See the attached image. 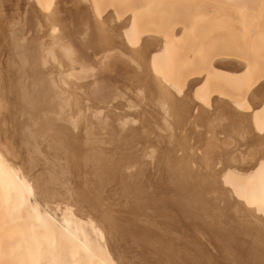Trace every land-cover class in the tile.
Here are the masks:
<instances>
[{"label":"bare ground","instance_id":"6f19581e","mask_svg":"<svg viewBox=\"0 0 264 264\" xmlns=\"http://www.w3.org/2000/svg\"><path fill=\"white\" fill-rule=\"evenodd\" d=\"M32 1L35 2L34 0ZM83 1L85 2V0H78V2L81 4ZM36 3L37 4H35V6L39 7L37 8L39 9V11H41L40 13L41 19L44 22L42 23L43 25H41L42 29L47 31L48 32L47 35H49V38H51L50 42L47 41L46 38V42H48L46 44H50L51 46L50 48V46L48 45L50 49L48 53L49 55L47 54L48 51L46 50V48L48 49V47H46L45 50H43L45 46L42 47V44L40 46V43H38V41L37 42L34 41L35 43H31L32 41L24 40V38L26 39L25 36L21 35L23 38H21L20 35L16 36L17 27H15L16 29L13 30L11 25V27L9 26V30H8L6 28L7 23L5 24L4 21L0 20V56L4 53V52L2 53V51L5 48L8 49L6 51V53L8 52L9 54V58L7 61H9L10 64H14L12 65L14 67L16 65L18 66L17 68L15 67L16 70L18 69L15 73H13L15 71V68L14 71L13 69L11 70L13 71L12 72L13 74L9 77L10 79H14L13 82H15V84L18 86L17 90L19 92V97L17 94V100L19 103L17 102V100H13L15 98H12L9 95H7L10 97L12 101L16 102V105L15 104L14 105L17 106L18 108H16L14 105H10L6 107L8 108V115H9V117L7 116L8 121L10 122L11 124L10 126L12 128V133L11 132L9 133H11L13 137L10 138H13V140H10L8 137L11 136V134L7 135V133L4 130L5 125L2 118H4L3 115L5 114H3L2 116L0 114V215H1L0 217L2 218L0 220L1 221L0 227H3L4 230V231L0 230L3 233L0 235H4V237L8 241L7 252L10 255H13L14 256L13 258L15 259L14 263L12 262L13 260H11V262L13 264H116L114 261L115 258L113 259V256L115 255H113V253L107 247V245L110 243L108 237H111L113 235L122 238L125 242H128L125 244L131 243L133 244V246L134 244L139 247L141 246L142 247L141 251L144 250L142 253L143 254L142 257L146 256L147 254L156 255L154 257L155 259L153 258H152L153 260L150 259L153 262V264H159L160 262L163 263L162 261L163 259L166 260L167 262L168 261L174 263L177 262L176 264H178L179 262L181 263L184 260V257L185 259H187L186 261L190 260V263L188 264H191V262L193 264H218L220 260H218L217 257L222 259V261H220V264L221 263L222 264L223 263L224 264H264V153L260 157V161L257 163L258 167L255 172L256 176L253 179H251V177L249 178V176H251V173L250 174L245 173L243 176L242 173L240 172L238 173L237 171L234 170V168L231 169L232 168L231 167L229 169L230 164H227L225 166V169H223L222 171L219 170L218 173L219 176H217V178H214V175L216 176V172L213 171L210 172L209 162L207 156L204 155L205 153L197 154L196 151H198L199 149L197 150V147L191 146L190 135H189L190 132L187 136L179 135L180 131L183 132V130L181 129L184 128V126H186L185 124L188 122L184 117V111L190 109L192 106L194 110L196 109V112H198V114L193 113L196 115L192 117V120H189L192 121L191 123L189 122L190 123L189 126L191 124H193L192 126H194L196 125L195 122H198L200 123L201 127L204 128L205 124L203 123V119L210 116L208 127L213 128L221 123L222 117L223 118L227 117L225 116L227 114V111H231L233 112L232 113L233 117L239 115V118H235L237 119L236 124L239 125L240 127H243L244 120H241L240 118L242 117L244 119L245 115L239 112L237 113L236 112L237 110H235L236 108L240 107L239 103L233 101L231 103L230 102L227 103L225 100H222L220 98H211L212 103L209 102L210 101L209 99H206L207 107H205V104L203 106L202 103L201 105L197 104L196 102V99L198 98L197 96H201L202 99L201 98L200 99L204 100L202 96L204 93L200 95L201 94L200 90L201 92L203 91L201 88L204 86L203 80L206 79V78L203 79L201 76L200 78L203 79L201 80L199 78V75L196 76L194 75L193 78L189 79L190 87H192V90L194 89L193 91L191 90V92H193L191 96L193 95L194 98L193 97L192 98L195 100L185 97L186 94H188L186 93L187 91L185 92L186 93L185 95H182L183 92L182 89L175 88L174 85H172L174 83L172 84H170V82L168 83L167 77H166L167 82L166 80L161 78L163 77L162 72L160 71L162 68L159 69V71L161 72L160 74L161 77H157L158 74L156 75L155 71L159 68L158 65L163 63L160 62L163 59H161L160 61L159 59L163 54H164L163 58L167 56L166 53L168 48L166 47L169 44L168 42H166L167 40L165 41L167 35L166 37H164L163 35L164 38H162L158 36L160 34L155 35L150 32L146 34L145 32L144 34L146 35L142 34L141 36L140 34L141 32L138 33L139 31L135 26L136 21L133 18V15H129V17H127L128 19L127 18H126L127 20L124 19L125 21L123 22H122L123 19L120 20L119 18H117L119 19V21H121L119 22L117 20L118 21L117 23L114 20L116 18L115 13H112V11L111 13H108L112 20L111 23L107 25L108 28H106V35H107L106 39L108 40L110 39L115 44L112 46L111 50H109V52H107L106 54L104 53L101 56L100 54L96 56V58L98 56L102 57L100 61L95 62L96 64L90 62L89 60L83 59L84 55L88 53L89 50L87 49L83 50L82 45H81V59L79 60V62L75 63L69 61L65 56L66 52L64 50H59V49L57 50L56 48V47L59 48L60 44L57 42L55 36H53L52 33L55 30V27H52L50 24L49 8L51 6L50 5L51 0H43V2L37 0ZM40 8H43V12L42 9ZM44 9H46L45 12ZM132 18L134 19V21L132 20ZM44 24H46V26ZM43 26L46 29L43 28ZM178 27L179 26H177V29ZM174 28L175 26L171 29L172 31L170 30V32H172L171 35L175 33L174 31H178L176 30V28L175 29ZM179 28H180L179 30H184V27L182 26ZM18 29L20 31V29L22 28L18 27ZM10 30H11V34L9 39L7 35L9 34ZM179 33H181V31ZM47 35L45 32V36ZM171 35L170 37H172ZM262 37H260V39ZM42 50L44 53L42 52ZM112 53H117V55L113 56L114 54ZM133 53L136 56L133 55ZM43 54L45 55L47 54L48 56H50V57L45 56L48 60L50 59L52 60L53 58V61L50 60V62L56 64L55 66H53V68L56 67L57 74L59 73V75L62 76L63 79H60V77H58L61 84L62 82H64V84L62 85L66 86L67 84L66 80H68V85H70L69 86L70 93H72V96L73 97L75 96L77 99L76 101L77 105L76 106L73 105V106L74 108H78L77 109L78 112L75 111L76 109L74 111L78 113L80 118V120L78 119L80 121V124L77 125L79 126V130H77V132L79 131V134H77L79 135V137H75L76 134L74 135L72 134L74 133V131L76 132V130H74L75 126L72 128L73 132L70 133L71 131L70 132H67L69 130L66 131V128L68 126L67 127L63 126V124L62 126H60L61 124L59 125L61 121L58 120L59 122L56 123L57 126L59 125L58 127L55 125V119L59 116V115L57 116V111H55L56 112V115H54L55 118L53 114L49 115L50 113H52V110H55L56 108L55 106H53V104L57 103L54 102L53 99H51V97L53 96L52 94H57L52 90V87L54 89L56 82H54L53 76H51V78L53 77L52 78L53 80L50 77L48 78V74H51V72H53L52 70H54L55 68L54 69L51 68L52 70L50 73L49 72L45 73V71L47 70L41 72V69L43 68L42 66H44V64L47 62V60H44ZM128 55L130 56V58H128ZM5 56L6 54L4 55V57ZM121 56L122 57L126 56L125 59H129L133 63L136 72L132 74L128 73L127 72L128 67L126 66L119 65L120 68L122 67L123 70L118 68V64L116 63L117 61H115V59L125 61L121 59ZM222 56L221 57L216 56L217 58L216 61L214 62H211L214 59L210 60L209 58V61L207 60L209 63L208 67L209 68L213 67L212 69H214L216 65L218 67H225L226 70L222 69L224 71L236 73L237 72L236 68L238 69V66L240 65L239 63L240 60L238 59L239 60V61L237 60L238 62L235 61L236 64L239 63L238 66H236L233 60H231L233 62L230 61V57H228L229 59L228 61V60H223V57L226 58V56L223 57ZM1 62L2 61H0V64ZM87 63L89 66L88 68H90V70L87 67L86 68L88 69L89 72L91 70H92L91 72H93L94 71L93 69H95V67L103 68V66H105L104 67L105 71L106 70L110 71V74L108 73L109 74L108 75L104 71L105 75L95 76L94 75L96 73L95 72L93 74V77L90 78L89 76L86 75L87 73H85L87 72V70L86 71L85 69L83 70V68H85V65ZM39 64L42 67V68L40 67V70L38 69ZM46 64L45 66H47ZM49 64L52 67L53 64L52 63ZM115 64H117V66ZM211 64L213 65L215 64V65L213 66ZM76 65L77 67H75ZM12 66L10 68H12ZM114 66L117 68V71H120L119 73H117L116 68H114ZM161 66L162 65H160V67ZM246 67L244 66V70H242V73L243 71L246 72L247 70ZM131 69H133V67ZM3 70L1 71V74ZM74 70L75 71L77 70V72H75ZM83 71L85 72L82 73ZM115 71L116 73L113 74ZM10 73L11 72H9V74ZM222 73L225 74L226 72H222ZM107 75L108 76L111 75V77L107 78ZM234 76L237 75L235 74ZM246 76L247 75L243 77L247 79ZM10 79L8 81L9 84H10ZM29 79L31 86L27 87L29 84L28 83ZM128 79H130L129 82H131L130 83L131 85H133V83L138 85H143V86L137 85V87L139 89H141L140 87L142 88L145 87L144 90L145 89L148 90L144 93H141L140 91L141 95L145 93L148 95V98H144L145 97L144 95H142L141 98H143V100L145 99V101H147V99L149 100V102H146V104L145 102H142L144 105V106L142 105L143 107L147 108L146 107L147 103L150 104L151 100L153 102L155 97H156L155 101L161 102L162 105L160 104V106H162V108L164 107V105H166L164 111L163 109L161 111V112H166V114L169 113L168 114L169 123L167 124L166 128L163 124L165 123L163 122L164 119H160L161 116L158 115L159 113L157 114V117L160 116L158 119L161 120L159 121L160 125L161 124L163 125L161 127L158 124L159 126V127L157 126L158 131H160L159 128H161V131L165 128L164 130L167 133L164 134L163 131V135H162V137L164 138V139L162 138V140H165V143L166 142L169 143V145H165L167 146L166 148L164 146L163 149H159L157 146H155V144L149 138V135L151 133L148 134L147 130L141 131L140 129L134 128L133 130H130L125 134H121V132H118L116 130L118 129V127L121 128L125 126L124 123L122 122H121L122 124L120 123V120L118 121L119 117H118V113L116 112V108L119 109L126 108L124 107L125 105L124 103L118 102L114 105H111L110 108H107L106 110L94 106L96 103L99 102H101L100 104L105 105L104 104L105 101H107L110 96H113V94L114 96H117V94L125 90V87L127 88L128 86V85L127 86L124 85L125 87H121L124 89L119 90L117 88H114L112 83L110 84L109 81L123 82L124 80L126 81ZM162 79L165 82H163ZM125 81L123 83H125ZM260 81L261 80L258 81V85L252 87L254 89L251 90L252 93L250 96L252 100L253 99L255 101L261 100L262 103H264V92L259 90L263 84L262 82L260 84L259 83ZM24 82L27 84V86ZM50 82H52V85L53 84L54 85L51 86ZM116 82L115 84H118L120 86L121 84H123L122 82H120L121 84H119V82L118 83ZM196 83L197 86L199 85L198 86L199 88H197ZM15 84L13 85L15 86ZM237 84L239 83L237 82ZM50 86H51V90L53 91L52 93L49 88ZM193 86H195V88ZM115 87H117V85H115ZM133 87L136 89L133 91H135V93L137 94V92H139L137 91V87H135L134 85L132 86V88ZM129 88L131 87H128V89H126L127 92L125 93L128 94ZM249 89L251 88L249 87ZM11 91L13 96L14 91L13 90ZM1 93L2 91L0 92V113L3 107V102L1 101L2 99ZM60 93L63 94L62 96H65L64 93L66 94V92L63 93L61 91ZM131 93L128 94L127 96L128 98L129 96L132 95ZM68 94L66 95L65 98L63 97V100L61 99L62 101L61 104L65 103L64 101L65 99L68 100L69 98H71L70 95ZM127 94H124V96ZM153 95L154 98H152ZM220 96L222 95H219V97ZM61 97H59V99ZM114 98L116 99L118 97H114ZM19 99L21 100L22 103L19 101ZM72 99L75 101L74 98ZM72 99H70L69 101H71ZM124 99L128 100L127 98ZM110 100L112 101V99ZM131 100L133 101V98L129 99L130 102H132ZM74 101L73 102L71 101V103H74ZM141 101L142 100H140L138 103L140 104ZM23 102L27 103L30 106L29 109L30 111L28 109L25 110V112L31 113V114L27 113V115L30 114L29 116L30 119L27 118L26 116H25L26 118L24 117L25 114L23 108L26 109L28 105L27 104L24 105ZM20 104L23 105L21 106ZM42 104L46 110H44L43 107H42L43 109L40 107L42 106ZM68 104L66 105L64 104L65 107L68 108L69 106ZM73 106L71 105V108ZM126 106L129 109H131L128 106V104ZM148 106H150V108H147L146 112L148 111L147 114H150L149 112H152L153 110H151L152 108L151 105ZM160 106H158V108ZM63 107L61 106L59 107V109ZM137 107H141V106H137ZM133 108L135 109L136 107ZM166 108L167 110H165ZM251 108H252L251 114L249 115L254 118L253 120L256 121L258 119L256 118L257 108L253 106H251ZM14 109H16V111L22 110L23 113L22 111L21 113L23 114V116L21 114L20 118L23 117L26 120L27 119L28 120L26 121L25 119L24 120L22 118L20 119L18 115V113L20 114V112L16 114ZM41 110H42L41 115L42 113L44 114L47 110H50L51 112H48L47 116L45 115L40 116L38 114L40 113ZM155 110L156 108L154 109V112H156ZM159 110H161V107ZM159 110L157 112H159ZM61 111L64 112L65 111L64 108L63 110L61 109L60 112ZM142 111L140 112V114H142ZM73 112H71L72 115ZM161 112L160 114L163 115V113ZM127 113H129V111H127ZM91 115L94 116L95 118V119L93 118L94 120H92V118L91 120L87 118L88 116L90 117ZM73 116L75 118L77 117L75 115ZM132 116H128L130 117L129 119L133 120ZM213 116L217 120L213 121L212 118ZM67 117L68 116H64V118L67 119V121H69L67 123L71 124L72 123L71 121H73L71 119L72 117L70 119L69 117L68 118ZM128 117H125V120H123L124 117H122L123 119L121 118V121H125L126 123H128L126 120ZM149 117L151 116L149 115ZM18 119L22 120L20 121L21 123L18 122L19 121ZM151 119L152 122H154L153 117H151ZM134 120H136V118ZM134 120L133 123L135 124L136 121L134 122ZM24 121H26V123H24ZM75 121L72 123V125L75 123ZM128 121L130 122V120ZM130 123L132 124V121ZM155 123L156 122H154V124ZM254 125L256 127L258 126L257 123H254ZM155 126L153 127L155 128ZM176 130H180V131L177 132ZM161 131L159 132L160 135L162 134ZM45 133L54 135V137L51 136L52 138H50L51 142L49 141L50 140L49 138L44 137V135H46ZM209 137L210 136H208V138ZM40 140L45 142V144H42L43 142L41 143V145L42 146L44 145L45 147L48 145L49 147L54 146V148H56L58 145V147L62 146L63 148L62 150H64L65 147L69 146V148L67 149H70L71 147L70 152L68 154L69 155L68 158L67 156L64 157H66V159H69V161L74 160L72 162L73 165L77 163L75 167L79 166L77 167V169H75V172L76 170H78L79 180L78 183H76L77 185L75 186L73 185V183H75L74 179L72 182L73 186L72 185L69 186L70 184L68 185V183L71 182L67 183L66 181V179L68 178L66 176V170H67L66 168L70 167L67 165L68 163L70 164L71 162L68 161V163H66V159L64 158L65 162L64 161L63 162L66 163L67 164L66 165V164H62L60 159L59 160L57 159V163L60 161L59 162L60 164L58 165L56 163V160L54 161L50 159L51 158L50 156H52L50 154H53L54 157L55 156L54 152H56L58 149L61 148L58 149L56 148L54 152L51 149L53 153H50L49 157H47V155H45L46 156L45 157L43 154H48L46 152L47 148L43 147L45 149H39L41 148L39 147L40 145H38ZM11 141L18 142L19 146L22 145L24 147V149L22 148L24 151L27 149L26 150L27 151L26 153L28 154L26 155L27 157L23 156L26 157L27 162L28 159L29 162L30 160L33 161L37 159L42 160V165L40 169L41 172L37 174V176L35 175H32L33 177L30 176L29 173H31V171L33 172L34 170L33 168H31V165L30 168L32 170L29 169V162L27 167L30 171H27L26 169L27 167L26 168L23 167L18 162L20 159L18 160V158L12 156L14 155V151H16V149L12 147ZM48 141L51 143V145L46 144V142ZM75 144L77 146H75ZM14 145L16 146L17 144ZM12 148L15 150H13ZM50 148H48L49 151H51ZM40 150L41 151L43 150L44 153L42 152L43 153L42 154ZM202 150L205 151V148H203ZM40 154L43 155L42 156L43 158H41ZM60 154L58 153L57 156ZM17 155L18 153L15 152L14 156ZM61 156L59 157L61 158ZM55 157L54 159H56ZM204 157L206 158L207 161H205ZM75 161L76 163H74ZM218 164L219 162L216 163V165ZM73 165L71 164V167ZM73 167L71 169V171L73 170V172H71L72 174L74 173ZM70 168H68L69 171ZM69 171H67V173ZM32 174H35V172ZM75 179L77 180V178ZM66 183H67L65 187L66 190L69 191L71 188L70 192L68 193L70 194L76 193L75 195L78 198L80 197L79 199L76 198L79 200V202L86 204L90 209V211L91 209L92 211L93 210L97 211L95 213H98V215L93 213L95 214V216L100 215V217H98V219L100 220V224L106 227L105 229H108L109 231V232L107 231L108 233L112 234L111 236L109 234L106 236L108 239L107 242H109L108 244L105 240L106 237L104 236L107 233L103 234V232H105L106 230L102 231L104 227L101 229V227L99 226L100 225L99 222L97 223L94 221L97 218L92 220L90 218L93 217L88 218L89 216L88 217L86 216L85 218L87 219H83L82 216L85 215H82L80 217V215H78L80 212L79 211L76 212L75 209L73 210L71 206L68 205L69 203L65 204L62 209L59 207L56 208L54 207L55 210L51 212V210H49L45 205L41 204V202L38 200L39 196L45 197L46 195L48 196V194L50 195V192H52L53 190H57V188L54 189L55 185L56 186L61 184L64 185ZM108 185L109 186L111 185L110 186L111 190L106 189L109 187ZM104 189L106 190V192L110 190V192H108L110 194L109 196L108 194H106V192L105 194L102 195L103 193L102 191ZM112 190H116L115 191L117 192L116 197L112 195L113 193ZM71 191L73 193H71ZM58 193L59 192L57 191V196L60 195ZM212 193H217V194L216 195L213 194L212 196ZM53 195H55V191ZM104 195L111 198L112 200L111 199L108 200V198L105 197ZM208 195H211V197H208ZM71 196L72 195H69V197ZM112 196L114 197V199L118 197V202L119 200L120 202L122 200L121 205L124 206L123 208L126 209L125 211L129 213V216L125 218L123 216V213H120L124 218H120L119 216L117 217L116 215L119 214L118 211L116 215L114 214L115 212L113 206H115L116 203L113 201ZM59 197H62V195ZM42 199L47 200L46 198H42ZM75 203L76 201L74 202V204ZM89 209L87 210L88 212ZM173 209L174 210L176 209L175 213ZM87 211L86 213L85 212L82 213L83 211L81 213L88 215ZM177 213H179V215H181V217H184L186 220H189L187 221L189 222L188 224L186 222L185 224H182L183 222L181 223L182 227L187 224L186 226H184L185 227L184 229L187 230L188 231L187 233L189 234L186 233L184 236L177 237L173 233L174 232L173 230L175 228L173 230L172 229L170 230L167 229L166 227L167 225H166L165 229L164 228L158 229L159 228L158 225H155V220L157 219L153 220L154 219L153 217L164 218L169 223L174 222L175 225V223H177L175 220V216L178 215ZM93 214L91 213L92 216ZM178 216L176 217L181 218ZM158 220L161 221L160 219ZM192 220H194L195 222L194 221L192 222ZM161 223L158 222V224ZM164 224H166V222ZM176 229H178V227ZM198 235L201 238H199ZM0 238H2V236ZM110 240L113 239L110 238ZM200 240L203 242H205L206 240L209 244H213L215 250L217 249L218 252L217 256L214 250L213 251L215 253L214 252L211 253L212 250L207 251L204 245L200 242ZM113 242L115 244L116 241L114 240ZM118 243H120V241ZM208 243L206 244L208 245ZM110 245L111 244H109L108 246L110 247ZM190 247L191 250H193L192 252L190 250ZM3 248L5 250V247ZM133 248L134 249L132 250L138 251V249L135 250V247ZM189 253L193 254L192 258H190L192 254L188 256L189 258H187V255ZM139 254H141V252ZM1 255H3V253ZM6 255L3 256V258L7 260L8 256ZM136 255L137 254H135V256ZM139 258L140 257H138V259ZM120 259H122V257ZM8 260H7V264H8ZM151 261L146 263L151 264ZM186 261L184 260V263ZM167 262L164 263L167 264ZM2 263L3 262H0V264ZM121 264H123L122 261ZM185 264H187V262Z\"/></svg>","mask_w":264,"mask_h":264},{"label":"rangeland","instance_id":"374dc122","mask_svg":"<svg viewBox=\"0 0 264 264\" xmlns=\"http://www.w3.org/2000/svg\"><path fill=\"white\" fill-rule=\"evenodd\" d=\"M34 1L35 2H33L32 0H0V20L4 21L5 24L7 23L6 28L8 30H9V26L11 27V25H12L13 30H15L16 29L15 27H17V29H16L17 35L16 36H19V35L25 36L26 39L24 38V40L25 41H32L31 43H35L38 41V43H40V46H41V44H42V47L45 46L44 49L42 48L43 50H45V48L48 47V45L50 46V44H46V43H48V42H46V38H47V41H49V42L51 41V38H49V35H47L48 32L45 31L44 29H42L41 25H43L42 23H44V22L41 19V14H40L41 11H39L38 6H35V4H37L36 3L37 0H34ZM40 1L43 2V0H40ZM50 5H51L49 8L50 24L52 27H55V30L52 33H53V36H55V39L57 40V42L60 44L59 48L58 47H56V48H57V50L58 49L64 50L66 52L65 56H66L67 60L75 62V63H78L79 60L81 59V45H82L83 50H85V49L89 50V52L84 55L83 59L89 60L90 62H93L94 64H96L95 63L96 61H100V59H102V57H100L101 55H103L104 53L106 54L107 52H109V50H111L112 46L115 43L112 42L110 39L109 40L106 39L107 38L106 37L107 36L106 35V28H108L107 25H109L111 23V20H112L108 13H111V11H112V13H115L116 18L114 20L117 23H118L119 19L120 20L123 19L122 20V22H123V21L128 19L127 17H129V15H133V18L136 21L135 26H136L137 30L139 31L138 33L141 32L140 33L141 36L145 32H146V34L148 32L155 34V35L160 34L158 36L162 37V38L166 37V35H167V38L165 39V41L167 40L166 42L169 43V44L167 43L168 46L166 47V48H168L167 53H166L167 56L164 57L165 58V60H164V58H163L164 54H163V55H161V58L159 59V61L161 59H163L162 61H160L163 63H161V64L159 63L163 67L162 66L160 67V65H158L159 68L157 67L158 69L155 71L156 75L157 74L159 75V76L157 75V77H161L160 74L162 72L163 77H161V78L166 80V77H167L168 83L169 82H170V84L174 83L172 85H174L175 88L182 89V91H183L182 95H185L186 93H188V94H186L185 97L193 99L194 97H193V95L191 96V94L193 92H191L192 87H190V84H189L190 80L189 79L193 78L194 75L195 76L199 75V78L202 76L203 79L204 78H206V79L203 80L202 78H200L201 80L204 81L203 82L204 86L201 88L203 91L201 92V90H200L201 94L200 93L199 94L202 95V93H204L202 95L204 100H201L202 99L201 96H197L199 98L198 99L196 97L197 98L196 99L197 104L201 105V103H202L203 106L205 104V107H207L206 106V101H207L206 99H209L210 101L209 100L208 101L210 103H212L211 98H220L222 100H225L227 103H229V102L231 103L232 101L238 102L240 107L235 109V110H237L236 112L237 113L239 112V113L245 115L244 119L242 117L240 118L241 120H244L243 127H240L239 125L236 124L237 119H235V118H239V115L233 117L232 116L233 112H231V111H227V114L225 115L227 117L226 118L222 117L221 123L219 125L213 127V128L208 127L210 116L203 119V123L205 124L204 128L201 127L200 123H198V122H195L196 125H194V126H192L193 124H191L189 126V124L192 122L189 120H192V117L194 115L198 114V112H196V109L194 110L193 106H192L190 109L184 111V117L186 118V120L188 122L185 124L186 126H184V128L181 129V130H183V132L180 130H176V131L177 132L180 131L179 135H183V136H187L190 132L189 135H190L191 146L197 147V150L199 149L198 151L195 150L197 154L205 153L204 155L207 156V159L209 162L210 172H212V171L216 172V176L214 175V178H217V176H219L218 175L219 170L222 171L223 169H225V166L227 164H230L229 169L232 167L231 169L234 168L235 171H237L238 173L239 172L242 173L243 176L245 173H247V174L251 173V176H249V178L251 177V179H253L256 176L255 172H256L257 167H258L257 163L260 161V157L264 153V103H262L261 100H257V101H255L254 99L252 100L250 95L252 93L251 90L254 89L252 87H255L256 85H258L259 80H261L259 82L260 84H261V82L263 83L259 90L264 92V38H263L264 37V0H85V2L83 1L82 4L79 3L78 0H51ZM40 9H42V12H43V8H40ZM258 9H260V10H258ZM45 10L46 9H44V12H45ZM6 13H7V15H6ZM117 18H119V19H117ZM133 18H132V20L134 21ZM119 22H121V21H119ZM137 23H138V26H137ZM44 25L46 26V24H44ZM174 26H175L176 30H178L179 32L181 31V33H179L178 31H174L175 33L174 32L173 33L175 35L173 34L174 35L173 36V35H171L172 32H170V30ZM177 26L184 27V30H179L180 29L179 27L177 29ZM18 27L22 28V29H20V31H19ZM33 27H34V29H33ZM43 28H45V27L43 26ZM44 31L46 32L47 36H45ZM207 31H208V33H207ZM7 33H8V31H7ZM10 34H11V30L8 34L9 36L7 35V37L9 39H10ZM146 34H144V35H146ZM176 34H178V35H176ZM163 35H164V37H163ZM170 35L172 37H170ZM22 36H21V38H23ZM177 37H178V39H177ZM260 37H262V38L260 39ZM174 38H176V39H174ZM20 40H22V39H20ZM41 41H42V43H41ZM43 41H44V43H43ZM50 48H51V46H50ZM7 50L8 49L5 48L2 51V53L4 52L1 55L2 58L0 56V61H2L0 64V74H1V71L4 69L3 70L4 75L2 72V74L0 76V81H1L0 92L2 91L1 96H2V99H4V100L1 99V101L3 102V107L1 109L0 114H1V116L3 114H5V115H3L4 118H2L4 121V125H5L4 130L7 133V135H10L12 133V128L10 126L11 125L10 122L8 121L9 115H8V108H6V107H8L10 105H14V104L16 105V102L12 101L10 99V97L15 98L13 100H17V94L19 97V92L17 90L18 86L15 84V82H13L14 79H10V77H9L18 70V69L16 70V68L18 66L16 65L15 66L16 68H15L14 66H12L14 64H10V62L7 61L9 58L8 52L6 53ZM43 50H42V52H43ZM46 50L48 51L47 52V54H48L49 50H50L49 47H48V49L46 48ZM5 54H6V56L4 57ZM47 54L46 55L43 54L44 60H47L46 63H48V64H46L44 62L47 66H45V64H44L45 68H44V66H42L44 68L43 69L41 67V65L39 64L38 69L40 70V67H41L42 68L41 72L44 70H47V71H45V73H47V72L50 73L51 70L55 68L54 70H52L53 72H51V74H48V78L49 77L51 78V76H53L54 78L53 77L52 78L54 79V82H56L57 85L60 87L59 88L56 85V83H55L54 89L55 88H57V89L54 90L52 87V90L55 93H57V94L59 93V94L58 95L52 94L53 96L51 97V99H53V101L57 102V103H54V104L52 103L53 106H55L56 108L54 107L55 110H52V113H50L49 115L53 114V116H54V115H56L55 111H57V116L59 115L58 116L59 118L57 117L58 119L57 118H56L57 120L55 119V125L57 126L56 123L61 121L59 123V125L61 124L60 126H62V124H63V126H66V127L68 126L66 128V131L69 130L67 132L71 131L70 133L73 132L72 128L75 126L74 130H76V132L74 131V133H72V134L77 135V134H79V131L77 132V130H79V126H77V125L80 124V121H79L80 118H79L78 113L75 112V111L78 112V110H77L78 108H74V106H73V105H75V106L77 105V102H76L77 99L75 96L74 97L72 96V93H70V87H69L70 85H68V80H66V82H67L66 86L68 85L67 87L62 85V84H64V82H62V84H61L58 77H60V79H63V78L61 75H59V73L57 74V71H56L57 68L56 67L53 68V66H55L56 64L53 62H50L51 59L48 60L46 58V57H50V56H48L49 54L48 55ZM99 54H100V56H98L99 58L98 57L96 58V56ZM112 54H114L113 56L117 55V53H112ZM133 55H135V54L133 53ZM220 55L226 56V58L222 56L223 60L229 61L228 57H230V61L233 60L234 62L235 61L238 62L240 60L239 66H238L239 63L236 64V62H235V65L238 66V69L236 68V70H237L236 73L224 71V70H226L225 67H218L215 64H214L215 65L214 69H212L213 68L212 66H211L212 68L208 67L209 66V63H208L209 58H210V60L214 59L213 61H211V62H214V61H216L217 57H221ZM59 56H60V54H59ZM61 58H62V56H61ZM125 58H126V56L125 57L121 56V59H123L125 61L115 59V61H117L116 63L118 64V68H120V66H126L129 69V70L127 69L128 73L132 74V73L136 72L135 67L133 66V63L129 59H125ZM128 58H130L129 55H128ZM233 58L236 60H234ZM51 61H53V58ZM233 61H231V62H233ZM49 63L53 64L52 67ZM80 63H81V61H80ZM117 64H115V65L117 66ZM86 65H85V68H83V70L85 69V71L87 70V72L83 71L82 73H84V72L87 73L86 75L89 76L90 78L93 77V74L95 72H96L94 74L95 76L105 75V72H106V74H108V73L110 74V71H108V70L105 71V68H104L105 66H103V68H96L95 67V69H93L94 70L93 72H91L92 70L89 72L88 69L90 70V68H88L89 67L88 63ZM211 65H213V64H211ZM11 66H12V68H10ZM244 66L245 67L247 66L246 69L248 71L246 70V72L243 71V73H242V70H244ZM252 66H254V67H252ZM75 67H77V65ZM132 67H133V69H131ZM217 67L219 68V70ZM14 68H15V71H14ZM114 68H116V67L114 66ZM160 68H162L160 70L161 72L159 71ZM12 69L14 72L11 71ZM113 69H112V71H113ZM120 69H122V67ZM206 69H208V70H206ZM215 69H217V70H215ZM222 69H224V70H222ZM122 70H121V72H122ZM112 71H111V74H112ZM116 71H117V68H116ZM116 71L113 74H115ZM221 71L226 72V73L224 74ZM9 72H11V73L9 74ZM75 72H77V70ZM119 72L120 71H117V73H119ZM158 72H160V73H158ZM90 73H92V74H90ZM204 73H205V75H204ZM234 73L238 77L234 76L235 75ZM238 73H239V75H238ZM241 74L242 75L244 74L243 76L247 75L246 76L247 79H245V77H243ZM108 75H107V78L111 77V75L110 76H108ZM8 78L10 79V84L8 82L9 81ZM48 80H50V79H48ZM52 80H50V81H52ZM164 80H163V82H165ZM167 80H166V82H167ZM3 81H5L6 83ZM26 81H27V79H26ZM129 81H130V79L126 80L125 81L126 84L123 83L122 81H117V82L116 81H114V82L109 81L110 84L112 83L114 88H117L119 90L124 89L121 87H125L127 85L128 86H127V88L125 87V90H123L124 93H123V91H121L119 94H117V96H114V94H113V96H110L108 98V100L105 101V103L102 102L105 105L100 104L101 102H99V103H96L94 106H96L97 108L100 107V108L106 110L107 108H110L111 105H114L118 102L124 103L125 104L124 107H126V108H123V109L116 108V112L118 113V117H119L118 121L120 120V123L121 122L124 123L125 126L121 127V128L118 127V129H116V130L118 132H121V134H125V133L129 132L130 130H133L134 128L140 129L141 131L147 130L148 134L151 133L149 135V138L152 140V142L155 144V146H157L159 149H163L165 145H169L168 142H166L167 143L166 144L165 140H162L163 131H164V134H167L164 129L167 127V124L169 123L168 122L169 121V117H168L169 113L166 114V112H161L162 109L164 111V108L166 105H164V107L162 108V106H160L161 102L155 101L156 97L154 98V95H153V97H152V98H154L153 102L151 100L150 104L147 103V106H146L147 108H150V106H148V105H151V107H152L151 110H153V111L149 112L150 114H147L148 113V111L146 112L147 108L143 107L144 105L142 102H145V104H146V102H149V100L147 99V101H145V99L143 100V98H141V97H142V95H144L145 96V97L143 96L144 98H148V95L146 93L141 95L140 91H141V93H144L148 90L147 89L144 90L145 87L144 88L140 87L141 89H139L137 87L138 84L133 83V85L135 87H137V91H139L136 94L135 91H133L136 89L134 87L132 88L133 85H131L130 84L131 82H129ZM115 82L116 83L119 82V84H121L120 82H122L123 84H121V86H120L118 84H115ZM237 82L239 84H237ZM28 83H29L28 86L26 83L25 84L27 87H30L31 86L30 79L28 80ZM50 83H51L50 84L51 86L54 85V84L52 85V82H50ZM197 83H200V82H197ZM197 83H196V86H197ZM13 84H15V86ZM175 84H177V85H175ZM115 85H117V87H115ZM129 85H131V86H129ZM250 85H252V86H250ZM51 86L49 88H50V91L52 93L53 91L51 90ZM138 86H143V85H138ZM176 86H178V87H176ZM198 86H197V88H199ZM13 87H14V89H13ZM128 87H131V88H129L128 94L131 93V90H132V93H131L132 97L129 96V98L127 97L128 94L125 93V92H127L126 89H128ZM193 87L195 88V86H193ZM249 87L251 89H249ZM8 88L10 91L8 90ZM64 89H65V91H64ZM11 90L14 91V94H15V96L13 94L14 97L12 96ZM4 91H6V92H4ZM60 91L63 93L66 92V94L64 93L65 96H62L63 94H61ZM68 92H69V94H68ZM133 93H134V95H133ZM67 94L70 95L71 98H69L68 100L65 99L64 100L65 103L64 102L63 103L65 105L69 103L68 108L65 107L64 104H61L62 103L61 99L63 100V97L65 98ZM124 94H127V95L124 96ZM7 95H9L10 97ZM55 95H56V98H55ZM146 95H147V97H146ZM188 95H190L191 97ZM219 95H222V96L219 97ZM207 96H209V97H207ZM59 97H61V98L59 99ZM67 97H69V96H67ZM114 97H118V98L115 99ZM54 98L57 100H55ZM72 98H74L75 101ZM124 98H127L128 100H126ZM132 98H133V101L131 100L132 102H130L129 99H132ZM70 99H72L71 101L72 102L74 101V103H71V101H69ZM110 99H112V101ZM9 100L12 102H10ZM58 100H59V103L61 104V106L62 107L64 106L63 107L65 110L64 112L63 111L60 112V110L61 109L63 110V108L59 109V107H61V106L58 103ZM124 100H125V102H124ZM140 100H142V101L139 104L138 102ZM193 100H195V99H193ZM19 101L21 102L20 99H19ZM8 102L11 104H9ZM17 102H18V100H17ZM66 102H68V103H66ZM75 102H76V104H75ZM135 102H136V104H135ZM70 103L73 106L72 107L73 109L71 108ZM126 103L128 104V106L131 109H129L126 106L127 105ZM23 104L26 105L27 103L23 102ZM23 104H20V105L22 106ZM20 105H18V106H20ZM156 105L160 106L161 110H159L160 107L158 108V106H156ZM132 106L136 107V108L134 109ZM137 106H141V107H137ZM251 106L257 108L256 118H258V119L256 121L253 120L254 118L249 115V114H251V109H252ZM15 107L18 108L17 106H15ZM40 107L42 108L43 104ZM155 108H156V110H155L156 112H154ZM27 109L28 110L30 109L29 105L26 107V109L23 108V111L25 114L24 117L26 116L27 118H29L31 113L25 112V110H27ZM67 109H68V111H67ZM157 109L159 110V112H157L158 111ZM44 110H46V109L44 108ZM70 110H71V112H73L75 110L73 112V115L77 116L76 117L77 119L72 115ZM111 110H114V109H111ZM165 110H167V108ZM14 111L16 112V114L18 112H20V114L18 113L19 118H20L23 111L22 110L16 111V109H14ZM21 111H22V113H21ZM127 111H129V113H127ZM141 111H142V114H140ZM149 111H150V109H149ZM41 112H42V110L40 111V113L38 115L47 116L48 115L47 113L51 112V111L47 110L44 114L42 113V115H41ZM53 112H55V113H53ZM160 112L163 113V115L160 114ZM27 113H30V114L27 115ZM74 113H76L77 115ZM131 113L133 116L131 115ZM193 113H196V114H193ZM157 114L160 115L161 117L160 116L157 117ZM18 115H17V117H18ZM70 115H72L74 117V119ZM100 115H102V114H100ZM138 115H139V117H138ZM149 115L151 117H153V121L156 122L157 125H156V123L154 124V122H152V119H151V117H149ZM164 115L167 117H165ZM5 116H6V118H5ZM22 116H23V114H22ZM64 116H68V117L70 116L69 119L72 117L71 119L73 121H71V120L70 121L73 123L76 120L75 123L73 125L71 122H70L71 124L67 123L69 121H67V119H65L66 117L64 118ZM128 116H132L133 120L136 118V120H134V122L136 121L137 123L135 122V124H134L133 120L129 119L130 117H128ZM122 117H124V119ZM125 117H128L126 119L128 123H126L125 121H121V118L123 120H125ZM159 117H160V119H164L163 122H165V123L162 122L164 124L165 128L164 129L162 128L163 129L162 131H161V128H159L160 131L162 132L161 135L159 133L160 131H158V127L159 126L162 127L163 125L162 124L160 125L159 121H161V120H158ZM21 118L23 120L25 119L23 117H21ZM54 118H55V116H54ZM87 118H89L90 120H91V118H92V120L95 119L94 116H92V115L90 117L88 116ZM165 118H166V120L168 118L167 123H166ZM212 118H213V121L217 120L214 116ZM6 119H7V121H6ZM20 119H18L19 120L18 122L22 121ZM155 119H157V120H155ZM128 120H130V122L132 121V124ZM26 121H24V123H26ZM8 123H9V125H8ZM254 123H257L258 126L256 127L254 125ZM158 124H159V126H158ZM153 126H155V128ZM8 130H10V131H8ZM169 130H170V128H169ZM167 131H168V129H167ZM9 132H11V133H9ZM143 132H145V131H143ZM181 132H182V134H181ZM48 133H50V132H48ZM48 133H45L46 134V135H44L45 138L47 137L50 139V138L54 137V135H51ZM76 135H75V137H79V135H77V136ZM48 136H50V137H48ZM208 136H210V137L208 138ZM8 137L10 140H13V138H10V137H13L12 134H11V136H8ZM14 141H11L12 147H14L16 149V151H14V155H15V152H17L18 155L17 156L12 155V156L15 158H18V160L20 159L19 161L18 160H16V161H18L23 167L26 168L28 165V162H29V159H28V162L26 161L27 160L26 155H28L26 153L27 149L24 151L23 150L24 147L22 145L19 146L18 142H14ZM49 141L51 142V139ZM157 141H158V143H157ZM48 142H46V144L51 145V143L50 142L48 143ZM41 143L45 144L44 141L40 140L38 145H40L39 147H41V148H39V149L47 148L46 152L48 154H43L44 153L43 150L42 151L40 150L41 153L43 152L42 154L44 156L47 155V157H49V154L53 153L56 148L57 149L61 148V149H58L56 152H54L55 153L54 155L56 156V157L55 156L54 157L56 159H54L53 154H50V155H52V156H50L51 157L50 159H52L54 161L56 160V163H57V159L58 160L60 159L62 164L68 163L69 159H66V157H64V156H67V158H68V156H69L68 154L70 152L71 147H70V149H67V148H69V146H68V147H65L66 149L64 148V150H62L63 149L62 146L58 147V145H57L56 148H54V146H50L51 147L50 148L48 145H47L48 147L47 146L45 147L44 145L42 146ZM14 144H17L16 146H18V147H16ZM52 145H53V143H52ZM77 145H78V143H77ZM77 145L75 144V146H77ZM43 147H45V148H43ZM166 147L167 146H165V148ZM48 148H50V150L52 149L53 152H52V150L49 151ZM203 148H205V151L202 150ZM15 149H13V150H15ZM59 150L60 151L62 150V151L60 152ZM78 150H77V152H78ZM64 151L67 153H65ZM58 153L59 154L62 153V154L57 156ZM19 154H21V155H19ZM43 155H41V158H43L42 157ZM23 156H26V157H23ZM59 156H61V158ZM22 157H23V160H22ZM64 158L66 159V163H64L65 162ZM61 159H63V160H61ZM73 161L74 160L69 161L71 163L70 164L68 163V165L67 164L66 165L71 167V164L73 165V163H72ZM205 161H207L206 158H205ZM59 162L57 163L58 165L60 164ZM217 162H219L218 165H216ZM19 163H17V164H19ZM74 163H76V161ZM30 165L34 171L33 172L31 171V173H29V172H27V173H29L30 176H32V175L37 176V174H39L41 172L40 169H41V165H42V160L41 159H37L34 161L30 160L29 169L32 170L30 168ZM76 165H77V163L73 165L74 167L72 166L74 169L73 174L71 173V172H73V170L71 171L72 167L66 168L67 169L66 170V176L68 177V178L66 177L68 179V180L66 179V181H67V183L71 182V183H68V185L70 184L69 186L72 185L73 179L75 182V183H73L74 186L77 185L76 183H78V180H79L78 170H76V172H75V169H77V167H79V166L75 167ZM34 167H35V169H34ZM36 168H38V169H36ZM68 168H70V171L68 170ZM26 169H27V171H30L28 169V167ZM67 171H69V172L67 173ZM34 172H35V174H32ZM68 174H69V176H68ZM70 177H71L72 181H71ZM75 178H77V180ZM157 181H159V180H157ZM67 183L64 185L63 184L57 185V186L55 185L54 189L57 188V190L52 191L53 193L55 191V195H53V193L50 192V195L48 194V196L46 195L45 197L39 196V199H38V197H37V199L41 202V204L45 205L49 210H51V212H53L56 207H59L62 209L65 204L69 203L68 205H70L73 210L75 209L76 212H78V211L80 212L78 214V215H80V217L82 215H85V216H82L83 219H87V218H85L86 216L87 217L89 216L88 218L93 217V218H90L92 220L97 218L94 221L97 223L99 222V224H100V220L98 219V217H100V215L95 216V214L98 215V213H95L97 211L93 210L94 211L93 212L92 209L90 211V209L88 208V206L86 204L79 202L78 199L80 197L78 198L75 195L76 193L74 194L72 191H71V193H73V194L68 193V192H70L71 188L68 186L70 188V190L69 191L66 190L65 187H66ZM110 186L106 189L107 190L110 189L111 188ZM69 188H67V189H69ZM110 190L108 192H110ZM57 191L59 192L58 194H60L58 196H57ZM115 191L116 190H112V192H113L112 195H114V197H116V193H117ZM102 192H103L102 193V195H103V194H105L106 190L104 189ZM108 192H106V194H108V196H109L110 194ZM213 194L216 195L217 193H212V196H213ZM61 195H62V197H59ZM69 195H72L73 197L71 196L72 197L71 198V197H69ZM80 196H82V195H80ZM104 196L107 197L106 195H104ZM114 197L112 196L113 201L116 203V205L113 206L114 212H115L114 214L116 215V213L118 211L119 214L116 215L117 217L119 216L120 218H124V217L126 218L127 216H129V213H127V211H125L126 209L123 208L124 206L121 205L122 200H121V202H120V200L118 202V197L115 199H114ZM208 197H211V195H208ZM42 198H46L47 200L42 199ZM76 198H78V199H76ZM107 198H108V200L111 199L109 197H107ZM69 199L72 201H74L76 199L75 200L76 206L74 204L75 201L72 202ZM45 202H46V204L47 203L48 204L46 205ZM116 206H117V208H116ZM80 207H82V208H80ZM76 208H78V209H76ZM88 209H89V212L87 211ZM86 211H87L88 215L82 214L84 212L86 213ZM122 211H124V212H122ZM173 211L175 213L176 209L175 210L173 209ZM91 213L92 214L95 213V214H93V216H92ZM120 213H123L124 217ZM124 213L125 214L127 213L126 216ZM177 214L179 215V213H177ZM178 215H176V216H178ZM176 216H175V220L177 223H175V225H174V222L169 223L164 218H159L158 216H157L158 218L153 217L154 219L153 218L152 219L153 220L157 219V220H155V225H158V227H159L158 229H161V228L165 229V226L167 225L166 226L167 229L173 230L175 228L173 230L174 232L173 231L172 232L177 237L184 236L188 232L187 230L184 229L185 228L184 226H186L189 223V222H187L189 220H186L184 217H181V215L178 216L181 218H177ZM1 219L2 218L0 217V220ZM158 219H160L161 221H159ZM193 221L194 220H192V222ZM158 222L159 223L163 222V223H161L162 224L161 225V224H158ZM165 222H166V224H164ZM185 222L187 224L182 227V224H185ZM172 224H173V226H172ZM177 225H179L181 228ZM99 226L101 227V229L104 227V226H102V224H100ZM176 226L178 227V229H176L177 228ZM0 228H1L0 230H3V227H0ZM105 228L106 227H104L102 230V231L106 230L105 232H103V234L107 233L104 236L106 237L108 234L111 236L112 234L108 233L109 232L108 229H105ZM179 232H182V233H179ZM0 234H3V233L0 231ZM187 234H189V233H187ZM1 236L3 239L0 238V240H2V241H0V250H1L0 251V262H3L2 264H7V260L9 258L8 264H13L15 262V259L13 258L14 256L10 255L7 252L8 241L4 237V235H0V237ZM198 237L201 238L199 235H198ZM110 238H112L113 240H110ZM108 239H109L110 243L107 242ZM108 239H107V237L105 239L107 244L109 243L113 247L111 245L109 247L108 246L109 244L107 245V247L110 249V251L113 253V255H115V256H113V259L115 258L114 261L116 264H121V261L123 264H129V263L130 264H132V263L133 264H148L146 262H150L151 261L150 259H152V258L155 259L154 257L156 255H152V254H147L146 256L142 257L143 256L142 253L144 250L141 251L142 250L141 246L139 247V246H136L135 244L133 246V244H131V243L125 244L128 242H125L122 238H120L118 236L112 235L111 237H108ZM114 240L117 243L115 242V244H114V242H113ZM119 241H120V243L121 242L122 243L121 244L118 243ZM203 241L200 240V242L204 245L205 249L207 251L212 250L211 253H213L215 251L216 256H217L218 252H217V249L215 250V247H213V244H209L205 240V242L208 243V245H209L208 246ZM117 245H118V247H117ZM127 245H129L130 247ZM2 246L5 247L6 251L4 250V248ZM206 246H207V248H206ZM133 247H135V250L138 249V251L132 250V249H134ZM208 247H211L212 249L208 248ZM113 248H114V250H113ZM126 250H127V253H126ZM190 250H191V247H190ZM192 251L193 250H191V252ZM117 252H118V255H117ZM128 252H129V254H128ZM133 252H136V253H133ZM140 252H141V254H139ZM2 253H3V255H1ZM132 253H133V255H132ZM123 254H125V255H123ZM135 254H137L136 256H138L140 258L138 259V257L135 256ZM191 254L192 253H189L187 255V258H189L188 256ZM5 255L8 256V258L6 257L7 260L5 258H3V256H5ZM118 256L120 258L122 257V259H120ZM192 256H193V254L190 256V258H192ZM123 258H124V260H123ZM145 258H146V260H145ZM217 258H218V260L222 261L221 258H219V257H217ZM11 260H13L12 261L13 263L11 262ZM116 260L118 263L116 262ZM139 260H140V263H139ZM184 260L186 261L187 259H185V257H184ZM184 260L181 263L180 262L179 263L180 264H182V263L185 264L186 262H187V264L190 263V260H188L189 262L186 261L185 263H184ZM218 260H217V263H218ZM162 261H163V263L160 262L161 264H165L167 262L164 259ZM220 261L218 264H220ZM168 262H167V264H170V263L176 264L177 263V262L174 263V262H170V261H168ZM151 264H153L152 261H151ZM191 264H193V263L191 262Z\"/></svg>","mask_w":264,"mask_h":264}]
</instances>
